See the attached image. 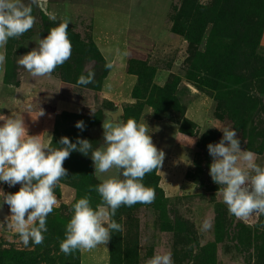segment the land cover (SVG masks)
Masks as SVG:
<instances>
[{
    "label": "rangeland",
    "instance_id": "1",
    "mask_svg": "<svg viewBox=\"0 0 264 264\" xmlns=\"http://www.w3.org/2000/svg\"><path fill=\"white\" fill-rule=\"evenodd\" d=\"M114 1L40 0L34 5V26L0 49L6 51L0 115L26 116L28 134L40 135L45 143L58 145L63 136L76 143L79 137L92 142L93 149L104 143L105 119L131 117L145 124L165 153L162 167L142 181L155 190V200L122 205L112 218L123 231L113 232L106 245L63 254L59 245L72 205L85 194L93 208L101 202L97 192L87 193L89 185L99 183L91 153L73 151L63 164L68 176L55 189L58 203L47 217L44 242L25 246L2 218L0 264H145L157 252H170L174 264H264V215L244 221L229 213L209 175L207 148L222 138L218 128L228 127L237 132L242 150L252 151L264 166V0H132L144 15L167 10L141 60L126 59L124 38L109 29ZM42 9L54 11L57 21ZM144 15L136 17L138 22L146 23ZM62 19L70 21L71 57L51 75L34 78L17 60ZM132 29V46L147 48V27L141 23ZM106 63L135 76L115 101L99 93L109 71ZM88 67L94 82L78 84ZM111 84L116 93L120 84ZM78 121L84 122L83 131L75 126ZM19 188L0 182L5 193ZM2 204L9 216V206ZM206 219L212 224L208 230L202 227Z\"/></svg>",
    "mask_w": 264,
    "mask_h": 264
},
{
    "label": "clouds",
    "instance_id": "2",
    "mask_svg": "<svg viewBox=\"0 0 264 264\" xmlns=\"http://www.w3.org/2000/svg\"><path fill=\"white\" fill-rule=\"evenodd\" d=\"M40 0H0V49H5L9 38H19L35 23L33 6ZM51 21H57L54 11L42 9ZM70 21L62 19L51 27L48 35L38 39L37 47L19 56L18 66L32 77L51 75L58 66L70 59L72 44L68 37ZM6 62V51H0V70ZM111 69L112 64L106 63ZM77 83L94 82V71L86 69ZM105 87H110L107 83ZM43 110L40 115H43ZM0 182L9 187L20 185L19 191L5 193L0 189V204L9 206L10 215L5 217L8 227L14 229L25 246L40 245L47 231V217L57 205L55 189L61 179L68 176L63 167L73 151H79L91 159L97 185H89L87 193L95 191L101 202L95 208L90 196L78 199L70 211L60 251L71 255L77 250H88L106 245L113 232L123 231L121 224L112 217L123 205L151 204L156 193L142 182L146 174L160 169L165 153L157 149L149 135L148 126L129 117L103 120L104 143L93 149L92 142L77 138L72 143L68 137L60 138L58 145L45 143L40 135H29L23 119L19 116L0 115ZM81 131L83 121L75 125ZM218 143L207 145L212 163L209 175L219 185L216 193L222 195L229 213L237 219L264 215V166L256 163L252 151L242 150L241 141L234 129L224 127ZM204 230L212 227L204 220ZM145 264H174L170 252H157Z\"/></svg>",
    "mask_w": 264,
    "mask_h": 264
},
{
    "label": "crops",
    "instance_id": "3",
    "mask_svg": "<svg viewBox=\"0 0 264 264\" xmlns=\"http://www.w3.org/2000/svg\"><path fill=\"white\" fill-rule=\"evenodd\" d=\"M166 11L167 10L164 9V13H150L151 15L148 16L149 13H145L144 15L141 9L139 8L134 9L132 0L114 1L111 11V17L109 21V29L111 33L120 34L124 38V54L126 59L141 60V58L146 56L147 52H149L150 50V46L153 45L154 40L157 37L159 29L163 24ZM117 13L119 14V17H116ZM139 14L144 15L142 16L143 19L145 17L149 19V20L147 19L145 24L143 21L141 22L148 29L147 48L142 50H139L132 46L133 43L131 38L133 26L136 25L139 26L141 24L140 19L138 18L139 19L138 22L136 18L137 16L139 17ZM262 43L264 44V35L262 38ZM132 52L137 53L139 55L136 56L137 54H133ZM103 80H104L103 85L101 86L99 93L103 95L104 94L108 95L110 98L107 99L113 101L114 99L122 98L124 96L122 93L125 90V88L123 87L126 86L128 89L129 86H132L135 82V76L133 74L121 72L120 66H112V68L109 69L107 75H105ZM112 82H114L115 84L116 83L120 84V87L116 86V93L115 92L111 93V87H105L106 83L110 85ZM23 117L25 118L26 116L24 115L20 116L21 119H23Z\"/></svg>",
    "mask_w": 264,
    "mask_h": 264
},
{
    "label": "water",
    "instance_id": "4",
    "mask_svg": "<svg viewBox=\"0 0 264 264\" xmlns=\"http://www.w3.org/2000/svg\"><path fill=\"white\" fill-rule=\"evenodd\" d=\"M7 216V213L5 211L4 205H0V219L5 218Z\"/></svg>",
    "mask_w": 264,
    "mask_h": 264
}]
</instances>
